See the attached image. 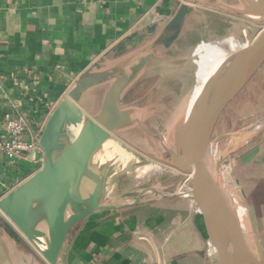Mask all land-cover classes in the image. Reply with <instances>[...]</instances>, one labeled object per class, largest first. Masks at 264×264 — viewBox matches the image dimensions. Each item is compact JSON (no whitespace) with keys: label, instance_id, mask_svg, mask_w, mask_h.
Instances as JSON below:
<instances>
[{"label":"crops","instance_id":"obj_1","mask_svg":"<svg viewBox=\"0 0 264 264\" xmlns=\"http://www.w3.org/2000/svg\"><path fill=\"white\" fill-rule=\"evenodd\" d=\"M182 2L185 1L0 0L3 110L23 118V139L35 141L77 78L97 62L104 61V66L110 63L118 44H130L133 34L142 37L140 46L154 42ZM187 4L191 11L179 37L170 48L158 46L156 51L175 56L195 31L203 33L204 38L224 31L231 13L221 4L236 6L240 0H192ZM151 25L155 27L152 30ZM82 99L77 105L85 113ZM257 134L252 146L238 154L236 177L249 196L264 253V129ZM40 154L39 147L26 160L13 164L0 153L1 179L12 185L28 177L39 166L33 156ZM231 168L230 164V171ZM216 170L228 183L229 173L222 169L221 162ZM107 192L105 188L104 200ZM235 204L247 229V207L236 197ZM200 241L184 194L182 198L157 197L84 218L68 232L56 264H175L177 254H184L191 264H201L197 251ZM0 254H17L18 264H48L2 215Z\"/></svg>","mask_w":264,"mask_h":264},{"label":"water","instance_id":"obj_2","mask_svg":"<svg viewBox=\"0 0 264 264\" xmlns=\"http://www.w3.org/2000/svg\"><path fill=\"white\" fill-rule=\"evenodd\" d=\"M184 1L154 42L140 46L142 37L133 34L130 44L115 47L116 55L110 63L104 66V61L97 62L77 78L35 138L43 154L40 167L0 198L3 218L48 264L57 263L68 232L75 224L96 212L135 206L145 191H153L141 188L131 202L105 201L108 166L95 169L91 161L108 138L135 125L133 109L123 106L122 98L155 58V49L158 46L168 49L179 37L191 11L187 2L192 0ZM221 6L233 14L264 17V0H240L239 6ZM154 28L151 25L150 30ZM263 66L264 26L250 43L230 53L212 73L197 100L183 146L175 150L161 142L168 154L161 161L178 172L190 173L186 190L165 195L182 198L184 194L193 227L201 240L197 246L201 264H234L225 207L212 162L214 135L227 107ZM97 90H102L98 107L86 116L77 104L84 94ZM137 125L150 136L156 135L140 123ZM71 127L79 128L69 139L67 131ZM262 129L264 118L246 130L257 133ZM252 223L257 264H264L253 219Z\"/></svg>","mask_w":264,"mask_h":264},{"label":"rangeland","instance_id":"obj_3","mask_svg":"<svg viewBox=\"0 0 264 264\" xmlns=\"http://www.w3.org/2000/svg\"><path fill=\"white\" fill-rule=\"evenodd\" d=\"M229 20L230 23H224V31L217 35L210 37L206 35L204 38L203 33L195 31L186 47H179L175 56L170 52L158 50L156 54L159 56L156 57L159 58L151 60L144 73L129 88L123 106L132 107L135 125L113 134L110 138L123 151L115 152L101 161V150L98 149L91 161V166L95 169L108 166L105 183L108 192L105 200L111 199L115 203L131 202L138 190L145 187L153 191H145L140 201L157 197L173 198L165 194H178L185 190L190 173L178 172L161 161V158H168L161 142L162 140L165 142L168 136V127L173 119L172 108L174 105L181 106L192 93L196 70L194 60L197 58V52L229 37H232L234 42L250 43L264 26V17L242 13H231ZM101 94L102 90H97L83 97L81 103L86 116H90L96 110ZM263 118L264 66L223 113L215 130L213 143V152L219 155L215 159V154L212 155L213 167L216 169L221 162L222 169L229 173L227 187L230 195L239 199L241 204L248 208L252 219L249 196L236 177V169L239 152L250 148L259 134L254 133L242 146L232 145L240 140L238 138L240 134L248 132L246 129L261 122ZM138 123L156 135L150 136L137 125ZM73 129L75 128H69L67 131L69 139L73 138L78 130ZM233 158V168L230 171V162ZM147 166L150 167L149 170L141 171ZM17 261V254H0V264H18ZM175 264L191 263L184 254H177Z\"/></svg>","mask_w":264,"mask_h":264},{"label":"bare ground","instance_id":"obj_4","mask_svg":"<svg viewBox=\"0 0 264 264\" xmlns=\"http://www.w3.org/2000/svg\"><path fill=\"white\" fill-rule=\"evenodd\" d=\"M246 43H248V41L234 42V39L232 37H229L227 39L218 41L212 46L203 47L201 50L197 52V58L194 60L196 65V70L194 72V86L192 89V93L190 94V97L183 104H181V106L180 104L178 107L174 105V107L172 108L173 119L170 123V126L168 127L167 139H165V142L163 143L165 146L170 145L175 150H179L183 146L184 139L189 129V126L192 120L194 119L197 100L200 96L202 88L206 85L212 73L223 63V61L225 60L224 58H226L234 50L244 46ZM222 59L224 60L218 66L219 62ZM71 128H75L73 129V131H75L79 127H71ZM253 134L254 132L252 131H248L240 134L238 137L240 140L237 142L235 141V143L232 146L233 147H236L238 145L242 146L248 139H250V137H252ZM231 149H226V150L228 151ZM100 150H101V154H100L101 161L104 157L111 156L115 152L120 153L123 151L110 138H108L101 145ZM214 154L215 153L213 152L212 155ZM218 155H219L218 153L215 154L214 159ZM230 164L232 167L233 160H231ZM149 168H150L149 166L144 167L141 169V171L145 172L146 170H149ZM214 171L217 178L218 186L221 191L223 204L225 207L227 225H228L229 235L234 253L233 254L234 264H257L258 255L255 245V231L251 216L247 208H245L246 218L248 222V228L245 229L242 220L239 218L237 214L235 197L230 195L231 193H229L228 191L227 183L219 174V172L215 168Z\"/></svg>","mask_w":264,"mask_h":264},{"label":"built area","instance_id":"obj_5","mask_svg":"<svg viewBox=\"0 0 264 264\" xmlns=\"http://www.w3.org/2000/svg\"><path fill=\"white\" fill-rule=\"evenodd\" d=\"M134 1L140 2L142 0H134ZM3 99H4V94L0 82V110H2L0 113V123L2 130L4 132V135L0 136V153H2L11 163L15 164L19 160H26L27 155L31 151L33 150L35 151L39 147L35 141L23 139L22 134L25 128L24 120L18 114L4 111ZM33 159L37 163H39L38 166L39 168L43 160V154H40L38 156L34 155ZM189 177L190 175L187 178V187H188ZM26 178H24L23 180H25ZM23 180L14 182V184L12 185H7L0 177V198L4 196L6 193H8L10 190H12L15 186L20 184ZM187 187L185 188V190L187 189Z\"/></svg>","mask_w":264,"mask_h":264},{"label":"flooded vegetation","instance_id":"obj_6","mask_svg":"<svg viewBox=\"0 0 264 264\" xmlns=\"http://www.w3.org/2000/svg\"><path fill=\"white\" fill-rule=\"evenodd\" d=\"M168 53V52H167ZM127 94H128V92L123 96V98H122V101H121V104L123 105V103L125 102V99L127 98ZM100 98H101V95H100V97H99V101H100Z\"/></svg>","mask_w":264,"mask_h":264}]
</instances>
